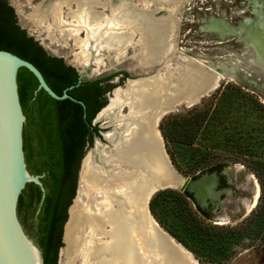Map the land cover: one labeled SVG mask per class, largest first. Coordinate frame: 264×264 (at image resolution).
I'll return each mask as SVG.
<instances>
[{"label": "trees", "instance_id": "16d2710c", "mask_svg": "<svg viewBox=\"0 0 264 264\" xmlns=\"http://www.w3.org/2000/svg\"><path fill=\"white\" fill-rule=\"evenodd\" d=\"M0 49L32 63L57 95L69 94L55 99L38 89V79L29 69L21 66L17 70V90L25 116L22 140L26 168L39 176L44 188L42 191L32 181L25 184L18 197L17 216L24 227L28 223L36 232L43 264H57L80 161L94 137L101 136L93 119L107 104L106 93L114 88L109 80L117 73L82 80L72 65L48 54L19 26L7 0H0ZM123 75L128 77L126 72ZM244 107H254L255 115L251 113L249 119ZM161 126L164 138L174 147L171 160L176 161L177 156L181 162L177 167L183 173L194 172L195 176L207 171L205 167L218 150L240 152L251 159L260 195L256 207L234 226L203 225L195 219L186 196L180 195L175 204L168 201L169 195H177L172 189L159 190L150 198L152 216L206 264L225 263L245 248L264 246V105L236 90L225 91L212 108L192 109L181 117L166 116Z\"/></svg>", "mask_w": 264, "mask_h": 264}, {"label": "bare ground", "instance_id": "6f19581e", "mask_svg": "<svg viewBox=\"0 0 264 264\" xmlns=\"http://www.w3.org/2000/svg\"><path fill=\"white\" fill-rule=\"evenodd\" d=\"M72 1L77 8L69 12L73 20L66 22L61 19V6H68ZM96 3L97 0H48L34 7L32 20L40 23L48 14L52 15L53 20L47 24L48 27L58 29L63 41L68 38L77 41L83 50L76 54L75 59L82 65L91 59L87 41H93L92 48L97 52L101 48L123 51L131 37L126 32L127 27L141 33L142 58L146 64L171 47L167 42L170 35L168 24L162 27L158 22L157 29H153L147 11L132 9L127 2L119 0L111 5L113 17L107 18L102 13L88 10ZM81 27L86 30L84 39L77 36ZM14 65L15 62L10 60L8 83L14 110L13 136L21 119L11 82ZM196 67L188 61L178 65L175 68V71L178 69L177 81L170 89L164 83L166 78L155 81L141 78L129 81L118 93L119 104L128 107L126 113L117 111L122 131L117 138L113 131L103 133L104 138L114 140V146L100 154L98 163L89 154L81 168L80 186L87 199L85 203L76 200L69 212L64 232L69 256L78 251L83 258L82 264H193L189 252L180 244H176L179 251L166 244L172 239L159 233L160 229L146 205L156 188L176 187L178 184V177L171 170L156 128L159 119L182 101L190 105L197 95L215 85L216 78H208L209 72L206 71V75L202 68ZM209 76L212 75L209 73ZM13 170L9 165L0 169V194L4 200L7 190L21 175ZM94 188L97 191L91 194ZM257 197L258 189L250 208L256 204Z\"/></svg>", "mask_w": 264, "mask_h": 264}, {"label": "rangeland", "instance_id": "374dc122", "mask_svg": "<svg viewBox=\"0 0 264 264\" xmlns=\"http://www.w3.org/2000/svg\"><path fill=\"white\" fill-rule=\"evenodd\" d=\"M41 1L42 0H7L14 8L19 26L21 28L23 27L28 35L32 36L40 43L48 54L62 57L66 64L73 65L82 80H93L112 73H117L116 76L109 80L110 83L114 84V88L106 93L107 104L99 111V114H97L99 116H96V120L93 122L100 128L101 136L95 137V141L93 140L92 144L85 148L84 155L80 161L79 170L81 167L83 168L84 162L89 154L94 157L93 159L98 163L101 156L100 154L105 151L108 152L111 150L112 146H114V140L110 138L106 139L102 134L113 131L114 137H119L122 129L119 128L120 122H118L117 111L120 110V112L126 113L128 107L126 104H119L118 93H120L131 80L148 78L155 81L157 79L166 78L164 83L167 84V89H170L177 81L175 77L178 76V69L175 71V68H177L178 65L185 64L186 61L197 65L196 68L199 66L204 70V73H206V71L209 72L212 76H209L208 73V78H216L215 85L197 95L193 103L188 105L186 101L180 102L175 109L165 112L157 123L156 128L162 139L161 144L164 146L165 153L172 167L184 178L194 177L195 173H183V171L178 169L177 165H181V162L176 155L174 157L176 161L173 162L171 160L170 154H172L174 147L169 141H166L161 129L163 127L161 126V122H164L166 116L172 115L181 117V115L192 109H210L215 103H219L221 94L230 90H236L245 97H251V99L257 100L264 105V14L259 15V18L255 21L257 23L259 21V25L256 23L257 31L255 29L250 38L254 50V61H257L260 67L253 66L243 58L242 54L248 52V48H242V46L235 41L233 36H227L226 34L222 35L221 33L206 31L201 28L207 24L210 18H216L220 19V21L229 23L227 26H232L229 27L230 32H235L233 27L236 26V20L240 19L242 16L251 17L248 11L252 10V6L256 4V1L122 0V2H127L128 5H131L133 7L132 9H143L147 11L150 17L149 19L154 26L153 29H157L156 24L160 23L162 27L168 24L167 31H169L170 35H168L167 42L171 44V47L166 50L167 52H163L159 58H154L153 62L146 64L142 58L143 46L140 40L141 33L137 29L127 27L126 32H129L131 37L123 51L114 48H101L97 52L92 48L93 45H91V43L93 41H87L86 44L90 49L91 59L87 64L83 65L78 63L75 59L76 54L83 50L82 47L78 45L77 41L72 38L63 41L58 29H51L48 27L47 24L52 23V15L50 16V14H48L40 23L32 20L33 9L38 6ZM97 1L98 3L90 5L88 10L102 13L107 16V18L113 17L111 5L114 6L119 0ZM76 8L77 6L74 1L70 2L68 6L63 4L60 13L61 19L66 22L73 20L69 12ZM216 19L213 23L214 25H219L220 21ZM243 24L244 23L240 24L239 28L237 27L238 31L243 29ZM169 25L172 26V29ZM211 28L216 29L217 27L215 28L212 26ZM86 35L85 28L81 27L77 36L84 39ZM249 52L251 51L249 50ZM96 61L98 62L96 63ZM233 67L241 74L237 73ZM215 69H220L221 73L217 70L215 71ZM123 72H126L128 77L125 78ZM239 76H244L245 79H241ZM253 109L254 107L250 109H248V107L243 108L246 115H250L248 117L249 119L251 118V113L255 115ZM214 155L215 156L208 163V167H205V169H225L226 171L224 173L227 174L229 178L228 184H223L224 187H228L227 192L225 195H218V202L211 205L215 208L212 210L209 208L202 209L194 202L191 196L175 187L166 188L177 192V195L175 193L169 195L168 201L173 200V204L176 202L178 203L179 196L183 194L188 199V207H192L193 209V213L196 216L195 219L201 221V223L207 225V227L214 224L225 227L238 225L245 220L246 216H248L251 210L257 205L260 195L258 179L251 170V159L248 156L240 154V152L235 154L232 151L224 152L222 150H218L217 154ZM201 173L203 172H199L198 174ZM82 189L83 188L80 186L78 190L77 181L75 195L71 202L72 205L76 200L78 202H86L87 197ZM256 189H258L257 201L256 204L250 208ZM220 192L222 191L220 190ZM96 196L98 197V195ZM27 224L25 227L22 224L21 226L28 238L32 241V244L39 248L36 232L30 224ZM161 227L163 230L167 231L166 227ZM64 232L66 233V231L62 229V244L58 249L57 264H82L83 258L78 251L72 252L70 256L68 255L69 253L66 248L67 244H64L63 241ZM100 239L104 240V238ZM188 255L193 264H206L196 259L192 253ZM221 264H264V246L256 245L245 248L230 260Z\"/></svg>", "mask_w": 264, "mask_h": 264}, {"label": "water", "instance_id": "95a60500", "mask_svg": "<svg viewBox=\"0 0 264 264\" xmlns=\"http://www.w3.org/2000/svg\"><path fill=\"white\" fill-rule=\"evenodd\" d=\"M48 0H42L40 4H45ZM38 4V5H40ZM40 44V43H39ZM10 60L15 62L11 70V82L14 87L15 103L18 110L19 120L15 135L13 136V115L14 110L10 97L9 83H8V71ZM24 66L29 69L38 79V89L43 88L46 93L55 99H62L68 97L69 94L66 91L62 95H57L45 82L39 69H37L32 63L24 60L17 55L0 49V169L3 165H9L14 168L13 171L20 172V177L14 180L9 190L6 192L5 200L0 194V264H43L42 255L39 248L32 244V241L28 238L24 232L19 218L17 216V201L20 192L24 188L27 182H35L41 186L42 183L38 175H32L26 168L25 157L23 152V140H22V130L23 124L25 122V116L23 114L19 95L17 90V70L19 67ZM73 66V65H72ZM233 66V65H232ZM233 69L236 71L235 67ZM221 73L220 69H215V71ZM239 73V71H236ZM241 74V73H239ZM81 78V76L79 75ZM241 79H245L244 76H239ZM238 77V78H239ZM244 77V78H243ZM126 84V83H125ZM81 102V101H80ZM83 104V102H81ZM99 113V112H98ZM97 113V114H98ZM96 114V116H97ZM96 117L93 119V122ZM101 134V133H100ZM15 138V143H14ZM94 137V141H95ZM168 157V156H167ZM169 160V158H168ZM170 163V160H169ZM171 165V163H170ZM82 168V167H81ZM171 170L178 177V184L175 188H179L180 191L187 193L201 206L207 205L209 202L215 204L218 200V195L220 192L216 190V185L218 184V176L215 170L208 174V171L201 174H196L194 177L184 178L180 173H178L171 165ZM225 172L226 170L223 169ZM22 176V177H21ZM78 190L80 188L81 182V169L78 171ZM173 188L168 186H163L161 188H156L147 200V211L154 219L157 227L160 229L159 233L166 238V235L170 236L172 241L166 239V244L169 247H174L178 250L176 244L177 242L167 231L163 230L159 223L155 220L149 210V199L151 196L161 189ZM94 188L91 194L96 193ZM72 204L69 205L67 209V220L64 222L63 230H65V224L69 218V210ZM156 229V230H157ZM64 241V238H63ZM65 244V242H64ZM181 245V244H180ZM182 246V245H181ZM183 247V246H182ZM184 248V247H183ZM185 249V248H184ZM189 253V250L185 249Z\"/></svg>", "mask_w": 264, "mask_h": 264}, {"label": "flooded vegetation", "instance_id": "af4514ba", "mask_svg": "<svg viewBox=\"0 0 264 264\" xmlns=\"http://www.w3.org/2000/svg\"><path fill=\"white\" fill-rule=\"evenodd\" d=\"M249 1H253V2L256 1V4H254L252 6V10L248 11L249 14L251 15V17L242 16L240 19L236 20V22H235L236 26L233 27L235 29V32H230L229 27H232V26L228 27L227 24H229V23H227L226 21H224V22L220 21V19H216V18H210L208 20L207 24L204 27H201V28L205 29L206 31H214L216 33H221L222 35L226 34L227 36L228 35L233 36L235 41H237L238 44L240 46H242V48H244V49L248 48L247 49L248 52H245V53L242 54L243 58H245L246 61L250 62L253 66L260 67L259 66L260 64L257 63V61H254V59H255L254 58V52H253L254 50H253L250 38H251L253 32L255 31V29L257 31V26H256L257 22H255V21L259 18V15L264 14V0H249ZM215 19L220 21L219 25L217 24L218 26L214 25V23H213L215 21ZM262 20H263V18H262ZM218 21H216V22H218ZM216 22H215V24H216ZM210 23H213V24H210ZM242 23H244L243 24L244 25L243 29L241 31H238L237 27L239 28V25L242 24ZM257 24L259 25V21H258ZM211 25L214 26L215 28L216 27L217 28L213 29V28H211L212 27ZM249 50L251 52H249ZM214 170L216 172H218L217 173L218 184L216 185V190L218 192H220V190L222 191V192H220L219 196L221 194L225 195V193L228 190V187H224L223 184H225V183H226L225 185L228 184V182H229L228 175L225 174L222 169H219V170H217V169L207 170L208 174L212 173V171H214ZM222 177H224V178H222ZM216 202H218V200ZM196 204L199 207H201L202 209H208L209 208L210 210H212L213 208H215V207L211 206L213 204H211L210 202L207 205H205V206H201L198 203H196Z\"/></svg>", "mask_w": 264, "mask_h": 264}]
</instances>
